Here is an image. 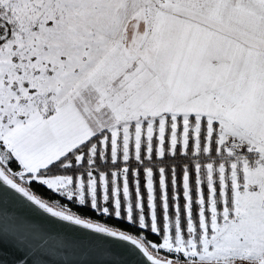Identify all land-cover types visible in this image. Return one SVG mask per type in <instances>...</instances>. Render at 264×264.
Masks as SVG:
<instances>
[{"label": "snow or ice", "instance_id": "snow-or-ice-1", "mask_svg": "<svg viewBox=\"0 0 264 264\" xmlns=\"http://www.w3.org/2000/svg\"><path fill=\"white\" fill-rule=\"evenodd\" d=\"M0 264H264V0H0Z\"/></svg>", "mask_w": 264, "mask_h": 264}]
</instances>
